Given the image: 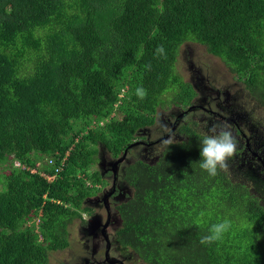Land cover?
<instances>
[{
    "label": "trees",
    "instance_id": "trees-1",
    "mask_svg": "<svg viewBox=\"0 0 264 264\" xmlns=\"http://www.w3.org/2000/svg\"><path fill=\"white\" fill-rule=\"evenodd\" d=\"M188 42L221 59L264 105V0H0V165L13 162L0 173V264H50L108 185L94 170L99 147L120 160L166 102L193 107L195 89L177 70ZM181 132L186 140L155 163L124 169L133 192L115 206L117 247L143 264H264L262 199L223 169L202 170L204 134ZM44 157L52 183L14 166ZM224 219L230 230L202 245Z\"/></svg>",
    "mask_w": 264,
    "mask_h": 264
},
{
    "label": "rangeland",
    "instance_id": "rangeland-1",
    "mask_svg": "<svg viewBox=\"0 0 264 264\" xmlns=\"http://www.w3.org/2000/svg\"><path fill=\"white\" fill-rule=\"evenodd\" d=\"M177 70L195 89L196 97L192 102L194 109L188 113L187 109L173 106L170 102L160 107L156 124L137 134V140L128 151L126 160L117 168L116 177L112 173V165L118 160L113 158L104 147H99L100 161L94 170H99L103 176H106L108 185L86 202L85 206L92 210L93 215L82 214L81 219H76L69 226L70 246L63 251L51 252L50 264H109L106 261V252L109 248V259L112 260V264H116L113 263L114 261L124 264H143L133 252L123 253L115 241L120 226L115 206L126 202L133 192L123 179V171L136 160L155 163L167 147L160 146L161 140L171 135L172 143L185 141L186 137L181 130L186 125L204 135L209 133L214 124L226 123L230 126L236 138L237 148L234 155L227 160V167L223 170L233 181L248 185L264 204V105L252 97L245 85L238 81L236 75L221 59L210 55L200 44L188 42L182 46ZM232 116L239 122L245 133L244 136L250 141L237 133L236 126L228 121ZM164 125H167V130ZM247 142L251 146V151H248ZM48 158L44 157L38 162L45 168ZM12 168L13 162L9 160L0 165V173L8 175ZM3 182H5L4 178ZM106 192H112L111 198L115 196L114 199L105 201V203L109 201L107 204L109 217L103 204ZM97 220L107 227L105 229L101 226L95 229L91 227L92 222ZM35 222L38 225L39 220L35 219ZM92 226L96 224L93 223Z\"/></svg>",
    "mask_w": 264,
    "mask_h": 264
},
{
    "label": "clouds",
    "instance_id": "clouds-1",
    "mask_svg": "<svg viewBox=\"0 0 264 264\" xmlns=\"http://www.w3.org/2000/svg\"><path fill=\"white\" fill-rule=\"evenodd\" d=\"M156 55H165V49L163 45H160L156 48ZM135 94L140 99H143L147 95V92L143 87H137ZM163 127L165 130H167V125H164ZM167 137L168 138H163L161 140V147L170 146L172 144V136L168 135ZM236 148V138L228 124L217 123L212 125L209 133L205 134L201 139V160L198 162L199 167L211 176L217 175L218 168L223 169L227 167L226 162L231 156L234 155ZM17 163L20 162L17 161L15 163V167ZM98 221L99 220H97V222ZM231 226V222L228 219H224L212 224L208 228L207 234L200 237V243L202 245H209L220 241L224 234L230 230Z\"/></svg>",
    "mask_w": 264,
    "mask_h": 264
},
{
    "label": "flooded vegetation",
    "instance_id": "flooded-vegetation-1",
    "mask_svg": "<svg viewBox=\"0 0 264 264\" xmlns=\"http://www.w3.org/2000/svg\"><path fill=\"white\" fill-rule=\"evenodd\" d=\"M236 119V118H235ZM234 119V116H232V117H230L229 119H228V121H231L232 122V124H234L235 126H236V132L237 133H239V134H242L243 136H244V132H243V130H242V128H241V126H240V124H239V122H237L236 120ZM244 133V134H243ZM244 138L247 140V141H250L249 139H248V137H245L244 136ZM248 143V142H247ZM247 148H248V151L250 150L251 151V146H250V144L248 143L247 144ZM104 188H106V187H104ZM103 188V189H104ZM117 191V190H116ZM111 192H106V194H105V196L103 197V204H104V206L106 207V210H107V212H108V217L110 216V211H109V207H108V203H109V201L108 202H106L105 203V201H106V199H108V200H111V199H114V197H112L111 198V196L110 197H107V196H109V194H110ZM116 193V192H115ZM92 199V198H91ZM90 199V200H91ZM98 201V200H97ZM99 202H100V200H99ZM107 207H108V209H107ZM92 215H93V212H92ZM91 215V216H92ZM93 223H95L96 224V226H92L93 225ZM92 225H91V227H93L94 229L95 228H98L99 226H101L102 227V229H103V225L100 223V222H92ZM110 227V226H109ZM109 254H110V248L108 249V251L106 252V261L109 263V264H112V260H110L109 259ZM113 263H116V264H124L123 262H116V261H114Z\"/></svg>",
    "mask_w": 264,
    "mask_h": 264
},
{
    "label": "built area",
    "instance_id": "built-area-1",
    "mask_svg": "<svg viewBox=\"0 0 264 264\" xmlns=\"http://www.w3.org/2000/svg\"><path fill=\"white\" fill-rule=\"evenodd\" d=\"M52 164H53V161L52 160H49L48 161V165L52 166ZM16 167L17 168L25 169L26 171H29L32 174H40V176L42 178L46 179L49 183H52V182H54L56 180V176H51L49 173L42 171L43 166H42V163H40V162H38L35 167L23 166L20 163H17L16 164ZM60 171H61L60 169L57 170L58 173Z\"/></svg>",
    "mask_w": 264,
    "mask_h": 264
},
{
    "label": "water",
    "instance_id": "water-1",
    "mask_svg": "<svg viewBox=\"0 0 264 264\" xmlns=\"http://www.w3.org/2000/svg\"><path fill=\"white\" fill-rule=\"evenodd\" d=\"M194 109V107H191V108H189V110L187 111L188 113L190 112V111H192ZM128 151L129 150H127L126 152H125V154H124V156L120 159V160H118L117 162H115L113 165H112V172H113V174H115V177L117 176V173H118V171H117V168H118V166L120 165V164H122L125 160H126V157H127V153H128ZM112 194V192L109 194V196H107V197H110V195ZM98 222H100V221H98ZM97 223V222H96ZM107 226L105 225V226H103V229H105Z\"/></svg>",
    "mask_w": 264,
    "mask_h": 264
}]
</instances>
